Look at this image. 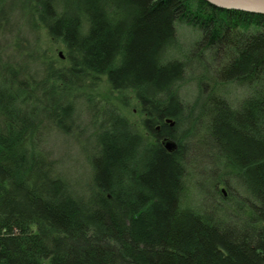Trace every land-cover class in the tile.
Segmentation results:
<instances>
[{
    "label": "trees",
    "instance_id": "16d2710c",
    "mask_svg": "<svg viewBox=\"0 0 264 264\" xmlns=\"http://www.w3.org/2000/svg\"><path fill=\"white\" fill-rule=\"evenodd\" d=\"M177 21L198 32L189 50ZM0 40V264H264L263 14L205 0H0ZM98 81L135 101L143 128L93 113L96 183L81 196L43 134L65 132L75 99L109 109L88 92ZM195 154L211 210L184 206Z\"/></svg>",
    "mask_w": 264,
    "mask_h": 264
},
{
    "label": "rangeland",
    "instance_id": "374dc122",
    "mask_svg": "<svg viewBox=\"0 0 264 264\" xmlns=\"http://www.w3.org/2000/svg\"><path fill=\"white\" fill-rule=\"evenodd\" d=\"M175 25L178 40L182 43V47L188 50L191 49L194 46V43L198 41L196 40L198 38V32L184 21H177ZM27 37V40L19 41L29 49L30 41L33 42V40L29 39L33 37V34H27ZM36 41V51L38 53L45 51L46 54H53L52 52H54V54H59L60 59L63 60L64 52L59 44L58 46H55L54 43L49 40ZM5 42L7 43L8 40H0V43ZM50 47H52L51 51L49 50ZM169 53L172 55L171 51ZM64 65L65 63L63 64L62 61L60 66ZM102 79H104V76H102ZM96 84L97 85L91 86L88 92L91 93L96 100H100L97 103L98 106L102 104L104 96L109 95V97L112 98V104H107L105 107L109 109H105V111L98 110V112L97 110L93 111L90 104L86 103V100L82 97L80 99H75L72 105L71 116L70 114H67L66 120L63 122L66 126L62 127L61 130L65 132L50 129L46 130L43 134L44 141L42 143V148L45 150L44 152L48 154L49 158L54 160L60 178H63L68 182L73 193H77L81 196H88L92 190L95 189L96 183V180L93 178V167L90 165L87 156L90 158L95 157L99 162V158L96 155H93L96 142L95 136L92 135V132L103 128V125L100 127L99 122H97V124L94 122L95 116H93V113L96 112L97 118L103 116L105 119L110 120L113 118L115 119V116H125L128 120L133 121L139 129L143 128L140 124L141 118L138 114L137 105L133 99L122 102L123 100L121 98L124 94L118 95L116 92H108L107 87L101 81H98ZM193 87L194 85L188 82L182 87V92L186 93L188 98H192L194 94ZM73 92H76V90H73ZM54 93H56V91ZM242 93L243 89L241 86L233 85L229 88V96L234 98V100L236 97L239 98ZM110 109H112V111L108 112ZM55 113L57 115L60 114V110H56ZM69 117H73L74 122H70ZM71 123L73 125H70ZM195 155L197 156L198 154ZM196 159L194 165H190L185 169V177L187 179L184 180L185 187L188 191L187 195H185L184 206L200 210H211V202L214 201L213 199L217 195H209L212 191L208 183V167L203 169L205 165L201 163L202 158L197 156ZM224 188L225 187L222 185L218 187V189L222 191L225 190ZM182 198L184 199V197Z\"/></svg>",
    "mask_w": 264,
    "mask_h": 264
},
{
    "label": "water",
    "instance_id": "95a60500",
    "mask_svg": "<svg viewBox=\"0 0 264 264\" xmlns=\"http://www.w3.org/2000/svg\"><path fill=\"white\" fill-rule=\"evenodd\" d=\"M215 7L221 9H236L241 11H246L250 13L264 14V0H205ZM167 121L170 124H173V121L167 118ZM162 144L168 151H172L176 148V143L168 139L167 137L162 139Z\"/></svg>",
    "mask_w": 264,
    "mask_h": 264
},
{
    "label": "bare ground",
    "instance_id": "6f19581e",
    "mask_svg": "<svg viewBox=\"0 0 264 264\" xmlns=\"http://www.w3.org/2000/svg\"><path fill=\"white\" fill-rule=\"evenodd\" d=\"M215 7V6H214ZM217 8H219V7H217ZM221 9V8H220ZM264 15V14H263ZM196 31V30H195ZM170 119V118H169ZM164 122H168L167 121V118H164V120H163ZM170 123V122H169ZM156 129L158 130L159 128H160V124L159 123H157L156 125Z\"/></svg>",
    "mask_w": 264,
    "mask_h": 264
}]
</instances>
